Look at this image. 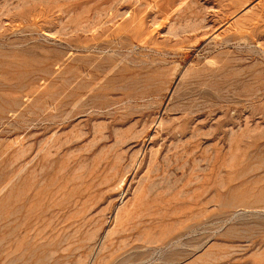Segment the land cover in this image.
I'll return each instance as SVG.
<instances>
[{
  "label": "rangeland",
  "instance_id": "1",
  "mask_svg": "<svg viewBox=\"0 0 264 264\" xmlns=\"http://www.w3.org/2000/svg\"><path fill=\"white\" fill-rule=\"evenodd\" d=\"M0 264H264V0H0Z\"/></svg>",
  "mask_w": 264,
  "mask_h": 264
},
{
  "label": "bare ground",
  "instance_id": "2",
  "mask_svg": "<svg viewBox=\"0 0 264 264\" xmlns=\"http://www.w3.org/2000/svg\"><path fill=\"white\" fill-rule=\"evenodd\" d=\"M106 42V41H105ZM101 44V43H100ZM98 46V45H97ZM91 49V48H90ZM92 52V51H91ZM102 54V53H101ZM93 62V61H92ZM108 62V61H107ZM84 64V63H83ZM95 64H96V62H95ZM105 64V63H104ZM108 65V64H107ZM95 66V65H94ZM88 67V66H87ZM100 67V66H99ZM103 68V67H102ZM110 69V68H109ZM111 69H112V67H111ZM92 70V69H91ZM101 70V69H100ZM104 70V69H103ZM103 70H101V71H103ZM93 71H94V69H93ZM96 71V70H95ZM106 71V70H105ZM98 71H96V72H94V73H97ZM108 72V71H107ZM108 74V73H107ZM99 75V74H98ZM87 78V77H86ZM89 78V77H88ZM104 80V79H103ZM102 82V81H101ZM77 83V82H76ZM86 85V84H85ZM96 85V84H95ZM100 86V85H99ZM122 86V85H121ZM120 88V87H119ZM65 89V88H64ZM127 89V88H126ZM70 90V89H69ZM76 90V89H75ZM61 91V90H60ZM90 91V90H89ZM99 91V90H98ZM123 92V91H122ZM69 93V92H68ZM66 94V93H65ZM51 95V94H50ZM72 95V94H71ZM77 95V94H76ZM53 98V97H52ZM58 99V98H57ZM59 101V100H58ZM87 101V100H86ZM56 103V102H55ZM58 103V102H57ZM84 103V102H83ZM76 104H78V103H76ZM55 105V104H54ZM61 105V104H60ZM81 106H83V105H81ZM55 107V106H54ZM87 107V106H86ZM72 108V107H71ZM71 110V109H70ZM61 111V110H60ZM130 112V111H129ZM57 113V112H56ZM62 115V114H61ZM59 116V115H58ZM18 118V117H17ZM52 118V117H51ZM109 163H111V162H109ZM114 166V165H113ZM109 167H111V166H109ZM90 170V169H89ZM101 171V170H100ZM108 173V172H107ZM100 175V174H99ZM109 175V174H108ZM105 176V175H104ZM102 179V178H101ZM109 179V178H108ZM93 180V179H92ZM107 180V179H106ZM103 181V180H102ZM92 183H94V180H93V182ZM92 183H90V184H92ZM103 183V182H102ZM106 182H104L103 184H105ZM112 183V182H111ZM99 184V183H98ZM101 184V183H100ZM107 184V183H106ZM35 185V184H34ZM97 185V184H96ZM92 186V185H91ZM89 187V186H88ZM97 187H99L98 185H97ZM101 187H104V186H102V184L100 185V188ZM93 188H94V186H93ZM87 188H85V190H86ZM91 189V188H90ZM90 189H89V191H90ZM95 190L97 189V188H94ZM93 189V190H94ZM93 190H91L92 192H93ZM94 190V191H95ZM103 191V190H102ZM104 192V191H103ZM85 193H87V191L85 192ZM95 193V192H94ZM95 194H97V192L95 193ZM90 197V196H89ZM91 197H93V196H91ZM147 197V196H146ZM82 198V197H81ZM89 199V198H88ZM35 201V200H34ZM85 201V200H84ZM88 201V200H87ZM31 203V202H30ZM95 203V202H94ZM51 204V203H50ZM82 204V203H81ZM123 204V203H122ZM84 205V204H83ZM88 205V204H87ZM91 205V204H90ZM96 206V205H95ZM85 207V206H84ZM89 207V206H88ZM87 207V208H88ZM85 209V208H84ZM90 209V208H89ZM88 209V210H89ZM84 211V210H83ZM87 211V210H86ZM131 212V211H130ZM41 213V212H40ZM87 214V213H86ZM84 221V220H83ZM81 222V221H80ZM79 222V223H80ZM86 222V221H85ZM83 224V223H82ZM82 226V225H81ZM115 228V227H114ZM81 229V228H80ZM108 232V231H107ZM106 232V233H107ZM111 232V231H110ZM109 233V232H108ZM105 235V234H104ZM70 236V235H69ZM109 236V234H107V236L105 237V238H107ZM107 240V239H106Z\"/></svg>",
  "mask_w": 264,
  "mask_h": 264
}]
</instances>
